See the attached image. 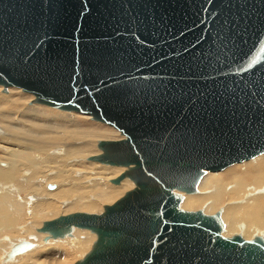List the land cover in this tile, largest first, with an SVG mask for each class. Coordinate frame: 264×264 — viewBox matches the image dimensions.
I'll use <instances>...</instances> for the list:
<instances>
[{"label": "water", "instance_id": "95a60500", "mask_svg": "<svg viewBox=\"0 0 264 264\" xmlns=\"http://www.w3.org/2000/svg\"><path fill=\"white\" fill-rule=\"evenodd\" d=\"M0 86L125 137L90 160L135 187L39 229L94 233L75 264H264L262 237L225 238L220 212L180 211L174 193L264 153V0H0Z\"/></svg>", "mask_w": 264, "mask_h": 264}, {"label": "bare ground", "instance_id": "6f19581e", "mask_svg": "<svg viewBox=\"0 0 264 264\" xmlns=\"http://www.w3.org/2000/svg\"><path fill=\"white\" fill-rule=\"evenodd\" d=\"M8 89H10V91L6 94ZM20 90V88L8 87L6 91L3 90V94L0 92V125L4 128L3 131L0 128V144L9 145V138L11 141L20 138L29 141L37 138L39 143L37 146H27L24 150L23 148H10V150L7 147L0 146V149L4 150L3 152L0 150V153L6 155L5 160L8 161V163L7 161H0V167L4 169L0 170V184H8L0 186V237L5 234L4 238H0V264H14L15 260L26 252V255H29L28 257L25 255L26 258L30 259L32 255L35 257L36 253L42 252L44 249L48 248L52 249L41 253V255L37 254L35 260H33L34 258L30 260L27 259L25 264H32L33 261H35L33 264H67L68 260L66 259H69L70 255L64 254H67L69 250V252L80 256L83 260L95 243L96 238L94 239V237L96 236L94 233L88 230L82 231L85 229L72 228L69 234L66 233L60 237L61 244H58L49 233H41L38 230L40 226L42 227L44 222L57 219L60 217L59 215L64 216L60 213L61 211H59L57 199L59 201H66L68 198L75 197L76 201L69 203L67 206L68 209L75 208V210L79 211L95 212L97 210L99 211V207L102 206V204L112 203V201H116L121 194L123 195V192L125 193L134 188L132 181H130L128 177H123L115 184H119L117 188L91 181L82 185L81 188L75 189L77 183H75L68 174L70 170H65V168L74 167L79 163L81 164L80 158L85 159L100 155L102 152L98 149V143L102 140H108V142H110L109 140L112 139L115 133L113 130H105L104 134L106 135L103 136L94 129H90L91 124L85 123L86 120H81V122L78 123L73 119V116L60 114L59 112L77 113L74 111H64L56 108H53L55 110H51L47 108L48 106L45 107L46 105L37 103H32L30 106L28 105V101H30L28 97L18 94ZM4 93L6 95H4ZM39 105H43L45 109L42 107L39 108ZM85 116L95 121L91 116ZM58 121H62L65 125L70 126L71 128H68L70 130H64L59 134L45 136L44 133L39 132L46 124H58ZM40 122L44 123L41 124ZM116 131L119 132L118 130ZM121 136L123 137L122 140H124L125 137L123 135ZM68 140H86V143L81 145L77 143V141L68 142ZM48 147L53 149V151L51 150L50 152L51 156L57 154L58 148L60 149V155L46 159H42V157H33L35 153L44 152ZM61 149H64V151ZM31 156L33 161L30 159ZM37 159L41 160V162L35 163ZM18 162H22L23 164H19ZM44 162L47 164L43 165L47 168L46 171L51 170L50 172L52 173H50L48 177L43 175V177L45 176L46 178L44 177V179L38 180V183L33 178L34 180L30 183V188L27 193L33 194L36 197H40L39 194H41V200H32L34 203L30 206V210L25 209L24 204L27 199L21 203L18 201L17 196H13L15 194L12 192V184L5 183L8 182L6 181V177L7 179L15 180V171L18 172V169H20L22 165L25 167L26 165L24 163L32 166V170H41V165ZM124 168L126 169L128 167L118 168V171L113 172V177H120L124 173L121 172L125 171ZM107 169L108 166H105L104 170ZM20 172H22V175L25 177L30 175L29 172L25 170H21ZM43 172L44 171H39L37 175ZM218 172L207 171L205 173L197 185V195H188L175 191L174 193L181 197V203L178 207L179 210L193 212L195 209H200L203 210L204 215L207 213L220 212L221 221L224 223V228L222 230L223 237L240 235L245 240L255 237H262L264 239V153L248 161L227 167L226 170L220 173ZM109 175L111 176V174ZM98 176L107 179L103 174H98ZM87 177L88 176H85L81 180L83 181L87 179ZM40 182H42V184L39 185ZM49 182L54 184H50ZM49 186L52 188L49 189ZM63 186H66V188H63ZM41 190H43L42 193H40ZM15 193L18 194V188ZM88 194H93L89 196L88 199L93 198L94 202L86 200ZM61 203H63V207L67 205L64 204L66 202ZM30 213L33 215L28 219ZM26 218L30 220V223L27 222L28 225L25 223L21 224L25 222ZM74 230L79 232H74ZM67 234L70 235L69 238H67ZM19 242H28L31 243L32 246H42L44 243L46 245L48 243L50 247H46L45 245L44 248L36 247V249L34 247L35 250H33L32 247L30 250L15 256L16 258L12 257L6 259V255L10 249ZM4 246L6 248H3ZM30 253L32 254L30 255ZM49 255H57L58 258L53 262L51 261L52 263L50 261L45 262V260H39L40 256L44 259Z\"/></svg>", "mask_w": 264, "mask_h": 264}, {"label": "rangeland", "instance_id": "374dc122", "mask_svg": "<svg viewBox=\"0 0 264 264\" xmlns=\"http://www.w3.org/2000/svg\"><path fill=\"white\" fill-rule=\"evenodd\" d=\"M19 90V89H18ZM10 91V89H8V91L6 92V94H8V92ZM0 92H1V94H3V88L0 86ZM5 93H4V95H6ZM18 94H20L21 96H26V97H28V100H30V101H28V105H32V100L33 99H35L33 96H31V95H28V94H26V93H23L21 90L19 91V93ZM30 105V106H31ZM34 106V105H33ZM38 106V105H37ZM40 107L39 108H43V109H45V107H47V106H45V107H43V105H39ZM48 109H51V110H55V109H53V108H50V107H47ZM60 112V114H67V115H71V116H73V119L76 121V122H78V123H80L81 122V120H86L85 121V123H87V124H91V126H90V129H94L97 133H99V134H101V135H103V136H105L106 134H104V131L105 130H113V132L115 133L114 134V136L112 137V139H110L109 141H119V140H122L123 139V137L120 135V133L119 132H117L114 128H112V127H110V126H107V125H105V124H103V123H100V122H95V121H93L90 117H88V116H85V115H81V114H77V113H73V112H62L61 113V111H59ZM41 124H43L44 122H40ZM0 128L2 129V131L4 130V128H3V126H1L0 125ZM68 128H71L70 126H67V125H65L62 121H58V124H55V123H53V124H46L42 129H40L41 131H39L40 133H44V136L45 135H51V134H59V133H62L64 130H70V129H68ZM1 129H0V131H1ZM1 133V132H0ZM5 134V133H4ZM74 141H77V143H79V144H81V145H84L85 143H86V140H68V142H74ZM102 141H108V140H102ZM38 143H39V141H38V139L36 138V139H31V140H29V141H27L26 139H22V138H20V139H16V140H14V141H11V139L9 138V145H5V144H0V146L1 147H7V148H14V149H20V148H23V150H24V148L25 147H27V146H37L38 145ZM64 148V147H63ZM96 149V148H95ZM2 152L4 151L3 149H0ZM11 150V149H10ZM51 150L53 151V149H50L49 147L48 148H46L45 150H44V152H41V153H35L34 155H33V157L34 158H37V157H42V159L44 158V159H46V158H49V157H55V156H58V155H60V149L58 148V152H57V154H53L52 156L50 155L51 153ZM61 150H63L64 151V149H61ZM96 150H98V149H96ZM53 153V152H52ZM90 158L91 157H88V158H85V159H82V158H80V160H81V164L79 163V164H77L76 166H74V167H70V168H65V170L67 171V170H70V171H68V174L72 177V180L75 182V183H77V186H75V189L77 188V189H79V188H81V186L82 185H84L85 183H87V182H91V181H95V183L96 182H99V183H101V184H106V185H108V186H111V187H118L119 186V184L118 185H115V184H113L112 183V181L114 180V179H116L117 177H113V172H116V171H118L117 169L118 168H121V167H115V166H110V165H107V164H100V163H97V162H93V161H91L90 160ZM6 159V155H4V154H2V153H0V161L1 162H4V161H7V160H5ZM30 159L33 161V158H32V156L30 157ZM41 162V160H36V162L35 163H40ZM7 163H8V161H7ZM19 164H23L22 162H18ZM3 164H5V163H3ZM26 166L24 167V165H22L21 166V168L20 169H18V172L17 171H15V173H16V175H14V176H16V178H15V180H11V179H7V177H6V181H8V182H5V183H9V184H12V187H13V190H12V192H14L13 194H15V195H13V196H17V199H18V201H20L21 203H23L24 202V200L25 199H27V200H25V204H24V208L25 209H29L30 210V206L34 203V202H32V200H35L36 201V199H40L41 200V194H39L40 195V197H36V196H34L33 194H29V193H27V191L29 190V188H30V183L35 179V181L37 182L38 180H42V179H44V177L46 176V177H48L49 176V174L50 173H52V172H50L51 170H49V171H46L47 170V168H45L43 165H47L45 162L41 165V170H32L33 169V167L32 166H30L29 164H27V163H24ZM237 165V164H236ZM105 166H108V169L107 170H104V167ZM233 166V165H232ZM229 167H231V166H229ZM50 168H53V167H50ZM128 168H124V170L126 171ZM0 170H4L3 168H1L0 167ZM21 170H25L26 172H29V176H27V177H25V176H23L22 175V172H20ZM55 170V169H54ZM53 170V171H54ZM224 170H226V169H224ZM224 170H222V171H224ZM39 171H44L43 173H39L38 175H37V172H39ZM55 171H57V170H55ZM125 171H122L121 173H123V172H125ZM222 171H220V172H222ZM24 172V171H23ZM220 172H218V173H220ZM48 173V174H47ZM41 174H42V176H41ZM98 174H103L104 176H106L107 177V179H104V178H102V177H100V176H98ZM109 174H111V176L109 175ZM43 175H45L44 177H43ZM95 175V176H94ZM85 176H88L87 177V179H85V180H81L83 177H85ZM42 177V178H41ZM45 177V178H46ZM34 178V179H33ZM5 179V178H4ZM24 179V180H23ZM25 180H27V181H25ZM131 181V180H130ZM1 183V182H0ZM38 183V182H37ZM50 183V182H49ZM83 183V184H82ZM133 183V182H132ZM40 184H42V182H40L39 183V185ZM50 184H54V183H50ZM81 184V185H80ZM92 184H94V183H92ZM2 184H0V186H1ZM5 185H8V184H5ZM4 184L2 185V186H5ZM55 185H56V183H55ZM87 185V184H86ZM133 185H134V183H133ZM15 186H16V189L18 188V194H16L15 193V191H16V189H15ZM11 187V188H12ZM58 187V186H57ZM135 187V186H134ZM63 188H66V186H63ZM15 190V191H14ZM47 190V189H46ZM128 191H130V190H128ZM128 191H126L125 193H127ZM43 192V190H41V192L40 193H42ZM125 193L123 192V195H125ZM179 193V192H178ZM29 194V195H28ZM184 194H186V193H184ZM197 194H198V189H197ZM196 193L195 194H188V195H197ZM93 194H88L87 195V199L86 200H88V201H91V202H94L93 201V198L92 199H88V197L89 196H92ZM123 195L121 194L120 196H122L123 197ZM119 196V198L118 199H120V198H122V197H120ZM29 197V198H28ZM36 197V198H35ZM44 197V196H43ZM94 197V196H93ZM14 198V197H13ZM16 199V198H15ZM74 199V200H73ZM118 199H116V201L118 200ZM69 200V201H68ZM68 200H66V201H63V200H61V201H59L58 199H57V205L59 206V211H61L60 213H62L64 216L65 215H69V214H72V213H90V214H101L102 212H103V208H104V205L106 206V205H111V204H113L114 203V201H112V203L110 202V203H105V204H102V206H100L99 207V211L97 210V211H95V212H87V211H79V210H75V208H70V209H68L67 208V206L69 205V203H71V202H73V201H76V198L75 197H72V198H68ZM13 201H14V199H13ZM27 201V202H26ZM61 202H66V203H64V204H67L66 206H64L63 207V203H61ZM181 203V202H180ZM60 204H61V206H60ZM180 205V204H179ZM63 207V208H62ZM179 207V206H178ZM70 210V211H69ZM181 211V210H180ZM196 211H201L202 213H203V210H200V209H195V210H193V212H196ZM185 212H189V211H185ZM190 212H192V211H190ZM215 213L213 212V213H211V214H209V213H207L206 214V216L208 215V216H211V215H214ZM32 213H30L29 215H28V219L29 218H31L32 217ZM59 216H61V215H59ZM30 223V220H27V218H26V220H25V222H23V223H21V224H26V225H28V223ZM223 223V222H222ZM223 225H224V223H223ZM18 228V227H17ZM41 228V226L39 227V229ZM18 229H20V228H18ZM39 231V230H38ZM82 231H87V230H82ZM89 231V230H88ZM74 232H79V231H77V230H74ZM223 232V231H222ZM222 232H221V235H222ZM69 234V233H68ZM66 235V236H68L67 238H69L70 237V235ZM72 234V233H71ZM83 234V233H82ZM95 235V234H94ZM84 236V235H83ZM96 236V235H95ZM5 237V234H4V236H1L0 238H4ZM233 236H227V237H225V238H232ZM97 239V237H94V239ZM253 238V237H252ZM96 239H95V241H96ZM254 239V238H253ZM253 239H248V240H253ZM54 240L56 241V243H58V244H61V239L60 238H54ZM50 244H53V243H50ZM44 245L46 246V247H50V246H48L49 244L47 243V245L44 243L42 246H37V245H33V250H35V248L37 247V248H40V247H43L44 248ZM35 247V248H34ZM3 248H6L5 246L3 247ZM36 248V249H37ZM52 248H48V249H44L42 252H39V253H36V256H37V254L38 255H41V253H43V252H45V251H47V250H51ZM40 250V249H39ZM69 250V249H68ZM32 251V250H31ZM70 251V250H69ZM69 251H67V254H64V255H70V258L69 259H66V260H68V263L69 264H75L76 262H78V261H81L82 259L80 258V256H78V255H76V254H72L71 252H69ZM29 252V251H28ZM27 253V252H26ZM26 253L24 254V255H21V256H19L18 258H17V260H15V262H14V264H23V262H24V264H25V262H26V260L27 259H29V258H26ZM32 253H30V255H31ZM26 255V256H25ZM34 255H35V253H34ZM29 256V255H28ZM27 256V257H28ZM36 256L35 257H33V255L30 257V259L31 258H34L33 260H35L36 259ZM16 258V257H15ZM56 258H58V256L57 255H49V256H46L44 259H43V257H41L40 256V259L39 260H45V262L47 261H54ZM29 259V260H30ZM22 260V261H21ZM31 262V261H30ZM34 263H35V261H33ZM33 262H32V264H33ZM51 262V263H52ZM67 263V264H68ZM46 264V263H45ZM53 264V263H52Z\"/></svg>", "mask_w": 264, "mask_h": 264}]
</instances>
